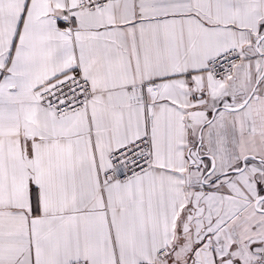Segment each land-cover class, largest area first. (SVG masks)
<instances>
[{
  "label": "snow or ice",
  "instance_id": "6c2138e0",
  "mask_svg": "<svg viewBox=\"0 0 264 264\" xmlns=\"http://www.w3.org/2000/svg\"><path fill=\"white\" fill-rule=\"evenodd\" d=\"M0 264H264V0H0Z\"/></svg>",
  "mask_w": 264,
  "mask_h": 264
}]
</instances>
